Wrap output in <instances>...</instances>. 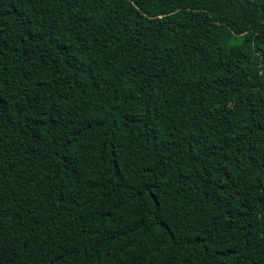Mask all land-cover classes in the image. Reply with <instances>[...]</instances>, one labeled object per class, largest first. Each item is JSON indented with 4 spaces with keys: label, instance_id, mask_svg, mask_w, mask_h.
Here are the masks:
<instances>
[{
    "label": "trees",
    "instance_id": "trees-1",
    "mask_svg": "<svg viewBox=\"0 0 264 264\" xmlns=\"http://www.w3.org/2000/svg\"><path fill=\"white\" fill-rule=\"evenodd\" d=\"M0 264H264V0H0Z\"/></svg>",
    "mask_w": 264,
    "mask_h": 264
}]
</instances>
